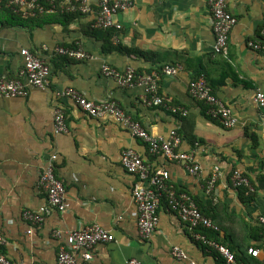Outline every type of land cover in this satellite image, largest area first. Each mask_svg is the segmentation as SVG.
I'll list each match as a JSON object with an SVG mask.
<instances>
[{"label": "crops", "instance_id": "obj_1", "mask_svg": "<svg viewBox=\"0 0 264 264\" xmlns=\"http://www.w3.org/2000/svg\"><path fill=\"white\" fill-rule=\"evenodd\" d=\"M90 2V14L68 22L0 21V80L21 72L23 49L40 55L51 70L47 89L31 87L27 97L0 98V227L6 240L2 253L15 264H57L60 248H69L67 232L98 225L114 241L93 249V264H127L133 259L141 264H219L213 253L193 239L188 226L164 206L152 238H140L132 198L137 179L121 164L128 149L153 168L168 170L175 188L192 196L220 227L223 239L260 247L264 110L257 106L255 96L264 92V55L249 48L248 41L261 38L264 0H227L230 13L238 19L230 35L229 59L214 54L206 0H138L116 17L123 29L113 38L92 28L98 0ZM77 43L95 58L79 62L54 53L58 46ZM106 65L122 73L133 68L142 75L179 65L178 76H162L159 94L172 106L186 109L187 116L180 122L167 107L147 106L145 88H121L103 75ZM197 77L204 78L233 111L236 127L225 129L210 119L206 105L190 96L189 84ZM66 89L93 102L117 101L153 136L167 137L177 130L182 139L180 152L194 154L200 174L193 176L182 164L152 156L145 143L113 118H90L73 100L58 96ZM57 109L66 115V134L55 133ZM51 154L58 156L56 173L66 187L68 208L64 213L54 211L41 225L32 226L24 213L39 211L47 202L39 180ZM215 168H219L220 178L209 196L206 188ZM236 170L249 179L254 189L251 200L233 187ZM55 232L61 235L54 237ZM175 247L187 254L186 261L173 257ZM76 255L82 262L81 253Z\"/></svg>", "mask_w": 264, "mask_h": 264}, {"label": "built area", "instance_id": "obj_2", "mask_svg": "<svg viewBox=\"0 0 264 264\" xmlns=\"http://www.w3.org/2000/svg\"><path fill=\"white\" fill-rule=\"evenodd\" d=\"M137 1L98 0V12L92 28L94 30L121 31L123 26L116 17L132 9ZM206 2L211 12V26L215 37L214 54L229 59L230 35L238 23V19L230 13L227 0H206ZM4 9L26 20L43 15H88L92 12L90 0H0V10ZM114 42L118 44L117 36L114 37ZM248 47L264 55V29L261 31L259 40L248 41ZM45 50L48 51V48ZM54 53L59 57H67L79 62L95 58L85 51L80 44L78 47L58 46ZM21 56L24 59V67L21 72L14 78H2L0 80V98L27 97L31 87L41 90L49 87L51 70L46 60L28 49L21 50ZM180 71L179 65H167L161 69V72L156 71L150 75H142L133 68L122 73L106 65L103 67L102 73L105 77L114 79L121 88L143 86L145 88L144 103L147 106L167 107L178 118H184L188 114L186 109L172 106L169 99L159 94L162 76L176 77ZM189 93L194 100L205 104L208 117L219 122L225 129H232L238 125V119L233 111L214 93L204 78L191 81ZM58 96L73 100L78 108L90 118H113L134 138L145 143L152 156L161 157L169 163L182 164L193 176L200 174L201 166L195 160L194 154L180 152L179 147L182 139L177 130L171 131L167 137H156L127 114L115 100L93 102L72 89L58 92ZM255 102L261 110H264V92L256 93ZM54 118L55 133L57 135L68 133L69 127L64 112L57 109ZM57 160V154H51L48 157L46 168L40 175L39 188L46 196V204L39 211H26L24 213V219L29 221L32 226L41 225L54 211L64 213L68 208L66 187L56 173ZM121 164L128 173L137 179L132 189V198L138 210V230L142 240H150L157 230L160 221L159 210L165 202L167 203L166 208L176 214L188 226L193 239L202 244L207 252L216 253L224 261V264H242L229 247L208 238L202 232V230L220 232V229L211 218L199 209L191 195L175 188L168 170L164 168L154 169L133 149L123 152ZM219 178L220 170L215 168L206 188L209 196L215 192ZM232 185L237 190H246L247 194L254 192L249 179L239 170L233 173ZM258 223L263 230V240L260 247L249 248L248 253L254 258L261 259L264 264V216L258 217ZM32 232L29 230L28 234H32ZM60 235V232L54 233V237ZM112 241H114V236L98 225L67 232L69 248H60L57 264H93V249L100 243ZM5 243L6 240L0 227V264H15L1 251ZM79 252L82 262L78 261L76 255ZM172 255L177 260L186 261L188 259L187 254L177 247L172 249ZM127 264L141 263L133 259Z\"/></svg>", "mask_w": 264, "mask_h": 264}, {"label": "trees", "instance_id": "obj_3", "mask_svg": "<svg viewBox=\"0 0 264 264\" xmlns=\"http://www.w3.org/2000/svg\"><path fill=\"white\" fill-rule=\"evenodd\" d=\"M77 16H82V14H54V15H43V16H39L37 18H34V19H23L22 17L18 16V15H14L12 14L9 10L7 9H4V10H0V21H4V20H7L8 18L12 19V20H20V21H33V22H41V23H45L46 21H50V20H63V21H70V20H73L75 19ZM98 31H103V32H107L109 33L108 36H110L111 38H113V36L115 35L116 31H112V30H98ZM73 47H78V43L77 44H73ZM61 58H64V59H67V60H72V59H69L67 57H61ZM158 72H161V69L158 70ZM198 78L200 77H197L195 78L194 80H197ZM174 107H179V106H175L173 105ZM178 117V116H177ZM184 118H179V121H182ZM155 169V168H154ZM177 189V188H176ZM239 191H241L243 194L245 193V195L247 197L250 198V200L252 199V194H247L246 190L244 189H239ZM164 207H167V203L164 202ZM199 207V206H198ZM200 209V207H199ZM201 210V209H200ZM203 212V211H202ZM214 222V221H213ZM215 223V222H214ZM215 225H217L215 223ZM218 226V225H217ZM219 227V226H218ZM260 227V230H261V235H262V228L261 226ZM220 229V227H219ZM202 232L210 239L212 240H215L219 243H222L223 245L227 246L230 248V250L232 252H234L237 260L242 263V264H263L262 260L261 259H257V258H254L252 257L251 255H249L248 253V250H249V246H242V245H239V244H236V243H230L226 238L223 239L221 237V229H220V232H216V231H207V230H202ZM263 240V238H262ZM1 251L3 252L2 248H1ZM215 258L216 259H219V264H224V261L216 254V253H213Z\"/></svg>", "mask_w": 264, "mask_h": 264}]
</instances>
